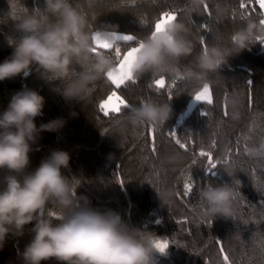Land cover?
Listing matches in <instances>:
<instances>
[{"label": "trees", "instance_id": "1", "mask_svg": "<svg viewBox=\"0 0 264 264\" xmlns=\"http://www.w3.org/2000/svg\"><path fill=\"white\" fill-rule=\"evenodd\" d=\"M241 2L204 0L189 19L185 14L189 0H96L91 7L86 0H78L94 30L114 25L118 32L136 38L120 42L121 55L152 31L164 12L185 19L196 38L195 47L192 55L181 59L178 71L191 65L211 44L227 46L231 32L248 18L258 24L264 20V9L257 0H243V9ZM24 4L31 12L42 9L44 0H16L15 6ZM8 12V0H0V62L12 53L8 38L20 35L10 18L3 22ZM158 78L146 73L119 89L101 79L90 97L77 102L66 100L60 94L59 81L43 79L38 66L33 65L27 77L0 81V111L23 87L38 91L45 106L35 118L37 127L60 117L66 124L59 132L40 134L27 171L38 167L52 150L67 151L69 168L62 172L79 182L78 196H87L101 211L118 212L131 227L167 237V253L155 254V264H264V158L248 154V149L264 138V45L256 43L229 56L218 72L208 77L212 103L196 102L184 116L203 85L165 75V86L157 88L154 79ZM114 90L128 105L146 99L169 102L171 118L154 127L129 124L124 118L128 108L105 115L100 105ZM234 101L239 103L234 106ZM177 140L186 147L181 148ZM209 160L216 165L212 170ZM186 184L192 185L187 194ZM207 184H234L238 193L234 220L217 217L212 221L202 216L199 190ZM156 191L170 195H162L161 201ZM55 211L49 205L45 214ZM35 223L26 225L22 236L6 237L0 264H23L20 254L34 235Z\"/></svg>", "mask_w": 264, "mask_h": 264}, {"label": "clouds", "instance_id": "2", "mask_svg": "<svg viewBox=\"0 0 264 264\" xmlns=\"http://www.w3.org/2000/svg\"><path fill=\"white\" fill-rule=\"evenodd\" d=\"M203 2L189 0L186 16L190 19ZM8 3L10 12L3 22L10 18L20 35L8 38L12 53L0 62V81L27 77L36 65L43 79L59 81L60 94L69 101L86 100L101 79L106 78V83L124 82L146 73L209 86L208 77L217 73L229 56L256 43L264 45V22L258 24L248 18L231 32L227 46L211 44L196 55L191 65L178 71L181 59L192 55L196 39L183 18L169 19L159 29L154 27L137 41L139 50L126 57L118 56L121 40L117 27L107 25L94 30L78 0H44L42 9L31 12L25 4L17 8L16 0ZM86 3L91 7L96 0ZM193 99L197 101L196 95ZM233 103L236 106L239 102ZM44 106L45 98L38 91L23 87L0 111V172L4 173L0 176V249L9 234L22 236L25 226L35 221L34 235L20 254L23 264L51 260L58 264H155V254L167 253L170 244L163 247L167 237L131 227L118 212L101 211L87 196H78L79 182L62 172L69 168L67 151L54 149L38 167L27 171L40 134L59 132L66 124L60 117L37 127L35 118L42 115ZM171 115L169 102L146 99L139 105H128L124 118L132 126L160 127ZM248 154L264 158V138L252 145ZM233 185L207 184L199 190L203 217L234 220L238 193ZM157 194L161 201L162 195H170ZM49 205L55 207V213L45 214Z\"/></svg>", "mask_w": 264, "mask_h": 264}, {"label": "snow or ice", "instance_id": "3", "mask_svg": "<svg viewBox=\"0 0 264 264\" xmlns=\"http://www.w3.org/2000/svg\"><path fill=\"white\" fill-rule=\"evenodd\" d=\"M260 9H264V0H257ZM246 7V4L243 2L240 3V8L243 9ZM204 10H207V5H204ZM262 15H264V13H262ZM176 16L171 13V12H164L162 14V18L159 19L154 27L156 29L160 28L161 23L168 21L169 19H175ZM241 19H245V16L243 13H241ZM262 22H264V20H262ZM206 27V25H205ZM119 39L121 41L124 42H133L135 41V37L133 35H129V34H120ZM207 48H205L204 50H206ZM139 49L137 46H132L130 47V50H127L126 52H124L122 55L126 56V57H130L133 53L137 52ZM121 55V52H118V56ZM123 66V64L121 65ZM109 79H111V76L109 77ZM127 81H132L133 83L135 82V80L129 79ZM127 81L124 82H120L117 80H112V84L115 86L116 89H119L121 85H124ZM154 85L157 88H163L165 86V79L164 77L158 78V79H154ZM196 97H197V101L201 102V101H206L207 103L211 104L212 103V96H211V91L208 85H203L202 86V90L197 91L195 93ZM115 101V103H114ZM128 108V104L127 102L120 97L116 91H113L108 98L100 105V110L104 112L105 115H109V109L111 112H116L119 113L121 111V108ZM176 143L181 147V148H185L186 146L184 144H182L179 140L176 141ZM202 156H210V154L205 153V152H201ZM209 163L211 164V160H209ZM216 167L215 164H211V169H214ZM121 183H123V181H121ZM192 190V185L191 184H186L185 185V193H190ZM169 244L168 241L164 242L163 247H167ZM225 260H227L228 258L225 257Z\"/></svg>", "mask_w": 264, "mask_h": 264}, {"label": "rangeland", "instance_id": "4", "mask_svg": "<svg viewBox=\"0 0 264 264\" xmlns=\"http://www.w3.org/2000/svg\"><path fill=\"white\" fill-rule=\"evenodd\" d=\"M172 13H173V12H172ZM173 14L176 16L175 13H173ZM161 18H162V17H161ZM118 33H119V34H125V33H121V32H118ZM133 46H137V45H133ZM129 50H130V49H129ZM114 91H115V90H114ZM116 92H117V91H116ZM117 94H118V93H117ZM118 95H119V94H118ZM119 96H120V95H119ZM107 98H108V97H107ZM107 98H106V99H107ZM106 99H105V100H106ZM105 100H104V101H105ZM104 101H103V102H104ZM196 102H198V101H194V99H192L191 102L189 103V105H188L186 111L182 114V116H184L185 114H187L188 111H189V110L195 105ZM114 103H115V101H114ZM108 111H110V109H109Z\"/></svg>", "mask_w": 264, "mask_h": 264}]
</instances>
